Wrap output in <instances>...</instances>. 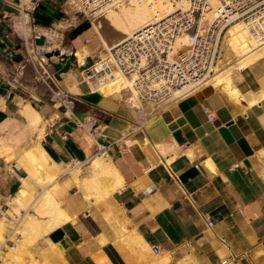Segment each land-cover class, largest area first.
<instances>
[{
  "label": "crops",
  "instance_id": "1",
  "mask_svg": "<svg viewBox=\"0 0 264 264\" xmlns=\"http://www.w3.org/2000/svg\"><path fill=\"white\" fill-rule=\"evenodd\" d=\"M25 2L0 0V127L8 121L24 127L21 103L40 114L45 123L42 146L61 172L46 187H36L29 202L49 190L69 218L37 246L61 247L64 264H144L131 244L140 236L156 254L170 255L168 264H264V95L255 104L245 99L246 92L259 95L261 89L264 94V65L232 77L238 99L207 85L147 126L126 104V94L119 101L103 94L99 105L76 103L73 114L85 117L73 118L54 106L52 94L37 82V63L60 49L70 51L66 55L76 52L79 64L102 55H95L97 43L83 45L90 43L89 31L85 20L73 15L69 0H41L28 13L33 28L20 33L19 8ZM50 29L53 39L45 34ZM34 32L46 38L33 39ZM17 66L23 67L25 94L1 81ZM48 68L64 92L81 99L92 93L75 68L70 70L78 88L53 66ZM251 80L255 84L248 86ZM25 128L9 132L12 153L30 142L26 123ZM96 143L108 146L107 159L122 183L97 200L79 189L89 178ZM7 156L0 155V216L10 219V213L16 221L26 213L36 217L34 201L24 206L13 202L22 189L19 179L27 173ZM130 232L138 236L129 240Z\"/></svg>",
  "mask_w": 264,
  "mask_h": 264
},
{
  "label": "built area",
  "instance_id": "2",
  "mask_svg": "<svg viewBox=\"0 0 264 264\" xmlns=\"http://www.w3.org/2000/svg\"><path fill=\"white\" fill-rule=\"evenodd\" d=\"M25 1L19 8L22 12L17 23L20 33L33 28L28 13L41 2ZM69 1L72 9L78 8L73 10L74 16L96 20L121 0ZM146 1L152 9L149 24L105 49L102 58L91 62L85 58L83 64L77 65L74 56L72 68L77 70L80 82L88 87L98 85L114 72L121 74L130 84L122 92L127 95L128 107L138 112L142 122L145 118L151 124L164 110L207 86L221 71L220 51L227 28L244 22L252 34L264 36V0H167L164 10L158 7V0H135L137 4ZM209 13H212V19L204 21ZM45 34L51 39L55 37L54 29ZM43 36L46 38L44 34L33 33V39ZM184 36L189 40L186 46L179 42ZM47 61L40 58L37 63V82L44 84L52 94L54 106L75 118V104L85 101L59 88L56 77L48 68H52L53 63ZM22 72L23 67H14L10 76L1 81L14 91L25 94ZM94 155L108 158V146L96 143Z\"/></svg>",
  "mask_w": 264,
  "mask_h": 264
},
{
  "label": "bare ground",
  "instance_id": "3",
  "mask_svg": "<svg viewBox=\"0 0 264 264\" xmlns=\"http://www.w3.org/2000/svg\"><path fill=\"white\" fill-rule=\"evenodd\" d=\"M158 1V7L164 10L167 5V0ZM146 2L137 4L135 0H121L114 8L110 7L104 12V19L108 26L112 28V31L114 30L121 36L129 37L139 29L149 24L151 21L152 9L148 6V2ZM212 5L214 7L213 3ZM211 19L212 13H209L206 15L204 21H210ZM99 25H95V29L98 30L100 27ZM104 38L100 36L103 47L104 49H109L113 45H108ZM179 42H182L185 46L189 44L187 36L182 37ZM60 52V54H67L70 51L65 53V50L61 51L60 49ZM75 53L72 54L75 56ZM48 60L50 62H57L58 57L52 56L48 58ZM76 64L81 65L78 63L77 59ZM219 64L222 65L221 71L213 77L207 85H210L215 89H219V87H221L222 92L225 91V94H229L228 97L230 96L232 99H238V95H236L237 92L235 93V88H233L232 77L235 74H241L240 72H244L246 70L252 72V70L254 71L259 69L260 65H264V36H261L260 34H252L244 22H237L233 24L227 28L223 36ZM63 75L70 80V85L78 88V82L75 80L71 70L60 73L59 76L62 77ZM252 84H255L254 80H251L248 83V86H251ZM129 85V80L124 78L121 74L114 72L110 76L104 78L98 85L89 87V90H91L100 101L104 98V96L119 101L122 98V92L125 91ZM245 94H247V96H245ZM245 94H243V96H245V99H247L249 104H255L256 101L264 95L262 94L261 89L259 95H255L256 93L253 94L250 92H246ZM243 96L241 95L242 98ZM21 113L25 117L24 123H26V127L31 135L30 142L26 147L12 153V149L7 144V141H9L7 139L8 135H10L9 132L15 126L13 123L8 121L0 127L1 133L5 131L7 132L5 135L2 134L0 137V155H9L10 153V157L7 158L8 161L15 160L17 167L23 168L25 170L24 172L27 173V176L19 179L22 183V189L13 199V202L19 204L20 206H24L30 199H32V196L37 193L36 187H46L50 181L56 178L55 175L60 173L61 170L49 157L48 153L42 146L41 141L45 135V123L43 122L40 114L29 104L22 105ZM143 119V122L141 120L140 123L141 126H147L149 123L145 118ZM145 142L147 141L145 140L144 143ZM86 178H84L81 185H79L80 192H87V194L93 196L95 200L101 196L111 195L112 192L115 191L116 187L122 185L119 176L114 171L111 161L107 158L98 156L93 158L89 167V178ZM28 190L30 191V193L28 192L30 195H27ZM39 191L41 193L43 190ZM58 206L59 204L55 202L49 193V190H47L31 207L34 211L33 213H36V217L26 213V215H24L25 217H22V220L20 219V221H16L17 219L15 220L10 213H8L11 217L10 219L6 218L5 214V217L2 215L4 218L0 219V250L2 248L5 249V256L3 255L4 259L2 258V264H23L22 261L18 259L20 253H22V248L24 247L21 240L28 244H33L36 240L44 238L45 235L49 234L55 227L69 221V218L64 215V211H62ZM16 211L18 210L16 209ZM5 213L7 214V212ZM131 233L132 232H130V234ZM133 234V236L132 234L129 236V240L138 236L135 232ZM125 238H127V236H123V239ZM135 240H131V244H133L135 249L138 251V256L141 261H144L147 264H168L170 255L156 254L155 251L153 252L150 248L151 246L149 247L140 236H138ZM100 241L105 243L106 240L101 238ZM6 242H14V246L9 247ZM28 263H32L31 258ZM34 263H36L35 260ZM178 264H182V262H179Z\"/></svg>",
  "mask_w": 264,
  "mask_h": 264
},
{
  "label": "rangeland",
  "instance_id": "4",
  "mask_svg": "<svg viewBox=\"0 0 264 264\" xmlns=\"http://www.w3.org/2000/svg\"><path fill=\"white\" fill-rule=\"evenodd\" d=\"M74 8V6H73ZM77 6L72 9V10H77ZM85 21L84 23V27L85 30L89 31L88 34V40L90 43H88L87 41H85L83 43L84 46L89 47L88 45L91 43H97V53L95 54L96 56H101L103 57L104 54V48L101 47V41H100V36L102 38H104V40L106 41V43L108 45H114L117 42L121 41L123 38H126L127 36H121L119 33H116L114 30L112 31V28L108 26L107 22L104 19V16H102L99 19H84ZM105 22V23H104ZM100 24V25H99ZM95 25H99L100 27L97 29H95ZM106 27V28H105ZM104 29V30H103ZM89 51V56H95L92 55L91 52L92 50L88 49ZM95 60V59H94ZM27 103H21L20 107H22V105H26ZM19 114V113H18ZM20 114L24 117V115L21 113ZM19 114V115H20ZM25 118V117H24ZM15 126H16V130L13 131L14 133H22L24 131L25 128V123H24V127L20 128L14 121H12ZM25 122V121H24ZM10 143H12L11 141H9ZM10 156H7V158H9ZM5 158L7 161L8 159ZM82 170V169H81ZM4 216V214H3ZM2 215L0 216L1 218H4ZM21 242H23L22 244V253H20L18 259H20L22 261L23 264H33L34 260L37 264H64V259H63V250L62 248H54L53 246L47 247L45 249H40L37 245H38V240L35 241V243L33 244H28L26 242H24L23 240H21ZM20 242V243H21ZM7 246L9 247H13L14 246V242H9V244H7ZM0 264H2L4 256H5V249L0 250ZM56 253V254H55ZM4 255V256H3ZM30 255V257H29ZM166 255V254H164ZM3 256V257H2ZM3 258V259H2ZM31 258V262L32 263H28L29 260ZM34 259V260H32ZM60 262V263H59ZM144 264V261H142ZM34 263V264H36ZM151 264V263H148Z\"/></svg>",
  "mask_w": 264,
  "mask_h": 264
},
{
  "label": "water",
  "instance_id": "5",
  "mask_svg": "<svg viewBox=\"0 0 264 264\" xmlns=\"http://www.w3.org/2000/svg\"><path fill=\"white\" fill-rule=\"evenodd\" d=\"M52 56L58 57V61L56 63H53V68L57 73H63L72 68V64L75 63V57L73 54L66 55V54H60L59 51L51 52L46 54L47 58H50ZM58 78V76H56ZM59 79V78H58ZM82 99L85 102H88L93 105H99L100 100L97 98V96L94 93H88L82 97ZM74 115L79 117V119H83L85 117L84 114L74 112Z\"/></svg>",
  "mask_w": 264,
  "mask_h": 264
}]
</instances>
